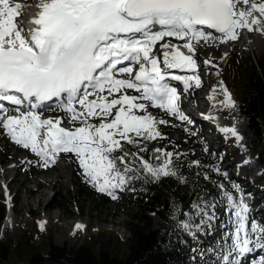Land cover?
Listing matches in <instances>:
<instances>
[{
    "label": "snow or ice",
    "instance_id": "1",
    "mask_svg": "<svg viewBox=\"0 0 264 264\" xmlns=\"http://www.w3.org/2000/svg\"><path fill=\"white\" fill-rule=\"evenodd\" d=\"M20 8L0 0V97L16 105L10 111L0 104V125L44 167L61 152L74 153L84 179L112 197L140 180L184 179L173 159L181 153L150 149L145 142L167 135L158 125L169 123L150 113V105L187 119L180 92L167 77L185 88L201 83L199 75L170 69H196V43L232 42L241 30L264 33V0H39L28 29L15 19ZM166 37L179 38L187 51ZM219 87L224 100L214 102L235 106L229 89ZM54 97L72 127L62 126V116H42L43 103ZM224 131L241 138L234 125ZM215 171H221L218 165ZM219 187L231 210L230 227L215 247L200 252V264H240L252 241L264 246V222L249 220L250 205L238 185ZM216 216V201L202 195L177 218L178 226L195 235Z\"/></svg>",
    "mask_w": 264,
    "mask_h": 264
},
{
    "label": "trees",
    "instance_id": "2",
    "mask_svg": "<svg viewBox=\"0 0 264 264\" xmlns=\"http://www.w3.org/2000/svg\"><path fill=\"white\" fill-rule=\"evenodd\" d=\"M234 56L227 60L228 64L223 63V58L214 61L220 69H225L222 77L235 97L237 109L246 118L245 135L248 146L252 150L261 151L264 160V54L260 64L263 67L262 75L256 72L257 68L252 65L248 67L244 63H236ZM232 59L233 69L229 64ZM241 69H244L243 72ZM245 70L247 78L244 80ZM235 73L239 81L231 84L230 80H233L231 77L235 76ZM158 127L166 133L161 123ZM145 142L150 149L164 148L173 153H181L179 157L174 156L173 159L180 162V174L184 179L167 175L151 181L140 180L128 185L126 189H121L128 195L131 206L137 208L133 220L128 223L131 235L124 240L125 252H121L122 242L118 245V251L112 252L104 245L96 247L92 240L72 246L58 244L51 236L46 239L47 249H43L34 242L29 232L14 242L10 239L7 241L0 239V264H200V252L215 247L218 241L211 229L213 230L218 224L224 227V220L228 218V207L223 202V190L219 184L224 183L229 188L236 184L243 194L246 193V176H240L241 179L231 178L229 169L225 167L229 159L235 160L238 150L233 149L230 152L205 150L196 136L186 141L172 140L165 135ZM229 142L232 144V141ZM123 143L135 151L128 142ZM145 155L146 158H150L151 151ZM190 160H200L201 164L190 165ZM217 165L221 169L220 172L215 171ZM204 172H207L211 178H206ZM263 180L264 176H259L253 183L257 185L259 183V187L264 191V185L261 184ZM80 186L81 192L96 199L98 206H104L109 201L106 193L96 190L93 186L83 181L80 182ZM202 195L208 200L216 201V207L221 209V216L211 221V229L205 226V230L201 231L202 245L192 247L190 236L178 226L177 218L183 219L185 210H190L192 202ZM245 198L249 199L246 196ZM63 200L62 195L56 194L50 204L60 208L63 206ZM5 214L6 206L0 202V229ZM155 216L159 218L157 225L153 221ZM225 231L223 229L221 237Z\"/></svg>",
    "mask_w": 264,
    "mask_h": 264
},
{
    "label": "rangeland",
    "instance_id": "3",
    "mask_svg": "<svg viewBox=\"0 0 264 264\" xmlns=\"http://www.w3.org/2000/svg\"><path fill=\"white\" fill-rule=\"evenodd\" d=\"M250 34L254 36L252 41L243 45L240 36L232 42L213 43L208 41L200 43L196 53L203 62L210 59V57L219 59L224 56L223 63H227V60L235 54L233 59L236 63L241 62L240 64L244 63L248 67L252 65L257 68L256 72L262 75L263 67L260 64H262L261 60L264 54V33L250 30ZM167 40L170 42L169 39ZM233 59L229 63L231 69H233ZM208 66L209 69L206 70L209 74V81L204 83L199 95L204 100L207 85H214L213 93L217 96V101H223L224 94L219 85L224 84L222 75L225 69H220L219 65L214 62L208 64ZM241 70L243 72L244 69ZM245 72L246 70L243 73L244 80L247 78ZM203 73H206V71H203ZM236 77L237 74L235 73V76L231 77L234 80H230L231 84L239 81V78ZM233 98L235 99L234 95ZM218 105L221 108L225 107L222 110L215 108L212 131L207 128L209 124L206 125V128H203L204 122L190 119L186 123L185 119H174L172 117L165 119L169 123H162L163 129L166 130L167 135L172 140L182 139L188 141L195 135L206 149H215L221 146L224 148L223 152L238 149L235 163L231 160L233 166L229 168L230 175L236 177L245 175L249 179V184L245 187L246 190H249V193L255 194V191L264 193V191H261L259 183L258 185L253 183L259 176H264V160L261 151L252 150L247 144L245 135V130H247L246 118L243 115L245 124L239 129L240 126L235 122L238 118L237 113H240L236 105L227 107L222 103ZM150 113L154 116L160 115L157 109H151ZM232 123L235 127L237 126L236 129L241 133L239 140L234 137L231 131H224L226 126H233ZM171 127L176 129L170 132L173 130ZM243 133L245 137H243ZM217 138H219V141L216 140ZM227 139H230L232 144L228 143ZM184 149H186V146ZM24 156V153L20 152V149L6 134L2 133L0 128V202L6 205V212L10 210L12 213L9 226H6V228L1 226L0 239L3 241L10 239L14 242L24 236L25 233L30 232L34 242L43 249H47L48 242L46 239L51 236L58 244L72 246L92 240V242H95L96 247L104 245L109 247L112 252H117L118 245L122 242L121 252L126 251L124 240H127L131 235L128 223L133 220V214L137 210L129 203V197L126 193L118 189L116 197L109 196V202L104 206H98L96 199L81 192L79 175L85 183L88 182L84 179L85 174L79 163L74 162L72 153L63 155L56 162V167L48 170H43L42 166L33 163H23ZM58 172L62 174L60 177L56 176V178L55 175ZM44 177H49L51 180L45 181L42 179ZM261 184L264 185V180ZM40 191L43 193L38 195ZM56 194L62 195L64 199L63 206L60 208L53 207L50 204ZM7 204L11 209L8 208ZM216 212V217H218L221 214V209L216 207ZM40 221L44 222L43 227L40 226ZM153 221L157 225L159 218L155 216ZM187 234L190 236L193 247L199 246L203 241L201 231H197L195 235L191 232H187ZM215 234L217 238H220L218 229Z\"/></svg>",
    "mask_w": 264,
    "mask_h": 264
},
{
    "label": "bare ground",
    "instance_id": "4",
    "mask_svg": "<svg viewBox=\"0 0 264 264\" xmlns=\"http://www.w3.org/2000/svg\"><path fill=\"white\" fill-rule=\"evenodd\" d=\"M39 1V0H38ZM256 32V31H255ZM258 34V33H257ZM253 35V34H252ZM259 35V34H258ZM257 35V36H258ZM255 36H256V34H255ZM252 37H254V36H251V34H250V30L248 31V30H241V35H240V40H243L242 41V45L243 44H245L246 42H251L252 41ZM259 37H261V36H259ZM260 40V39H259ZM239 42V41H238ZM258 42V41H257ZM256 42V43H257ZM262 42V41H261ZM237 44V43H236ZM255 44V43H254ZM261 44V43H260ZM259 44V45H260ZM229 45V44H228ZM253 46V45H252ZM225 106H223L221 109H223ZM227 107V106H226ZM225 110V109H224ZM237 121H235L240 127H239V129H241L242 128V126L245 124V120H244V117H243V115L242 114H240V113H237ZM228 120V119H227ZM231 120V119H230ZM233 124V123H232ZM237 124H235V125H237ZM234 125V124H233ZM237 127V126H236ZM239 131V130H238ZM72 162V161H71ZM59 163V162H58ZM60 164V163H59ZM58 165V164H57ZM61 167V166H60ZM68 167V166H67ZM7 169H8V167H7ZM7 169H5V170H7ZM4 170V171H5ZM71 170V169H70ZM62 171V170H61ZM6 172V171H5ZM50 172V171H49ZM49 172H48V174H49ZM63 172V171H62ZM8 174V173H7ZM62 173L61 172H58L56 175H55V177L57 176V177H60V175H61ZM50 176V175H49ZM67 176V175H66ZM16 177V176H15ZM15 177H14V179H15ZM54 177V178H55ZM56 177V178H57ZM69 177H70V175H69ZM53 178V179H54ZM42 179H44L45 181H49V180H51L49 177H44V178H42ZM66 179H68V178H66ZM10 183V182H9ZM13 183V182H12ZM43 192L42 191H40L39 192V194L38 195H40V194H42ZM12 213H11V211H8L7 212V214H6V216H5V219H4V221H3V224H2V228H6V226H9L8 224H10L11 222H10V220H11V217H12V215H11ZM57 214V213H56ZM59 215V214H58Z\"/></svg>",
    "mask_w": 264,
    "mask_h": 264
}]
</instances>
